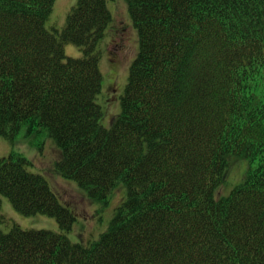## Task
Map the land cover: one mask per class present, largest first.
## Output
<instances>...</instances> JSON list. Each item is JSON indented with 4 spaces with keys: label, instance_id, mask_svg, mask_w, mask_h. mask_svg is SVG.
<instances>
[{
    "label": "trees",
    "instance_id": "obj_1",
    "mask_svg": "<svg viewBox=\"0 0 264 264\" xmlns=\"http://www.w3.org/2000/svg\"><path fill=\"white\" fill-rule=\"evenodd\" d=\"M56 1L0 0V136L43 147L45 134L86 200L125 201L85 241L71 235L76 203L22 154L1 157L0 223L5 196L59 231L10 223L0 264H264V0H125L139 51L108 124L116 0H75L61 29ZM236 166L244 177L223 194Z\"/></svg>",
    "mask_w": 264,
    "mask_h": 264
},
{
    "label": "rangeland",
    "instance_id": "obj_2",
    "mask_svg": "<svg viewBox=\"0 0 264 264\" xmlns=\"http://www.w3.org/2000/svg\"><path fill=\"white\" fill-rule=\"evenodd\" d=\"M123 1L116 0L114 4L111 3L112 1L109 2V8L113 11L117 25L122 27L123 31L115 42L111 40V43L105 44V41H103V50L105 53L108 52L106 57L102 60V68L105 76L103 87L107 85L103 90L104 97L103 93H101L99 100L103 104V108L105 109L106 107L105 122L107 124L112 120L113 114L115 112L118 114L120 111V99L124 92V87L128 82L129 67L136 53H138L137 51H139L137 42L138 31L131 20L128 3L125 1L127 3L126 5ZM74 3L75 0H57L51 23L53 21L57 28H63L67 14ZM108 47L110 48L108 49ZM65 50L69 57L77 58L82 55L80 49L72 44L65 45ZM117 99L119 100L118 108L116 106ZM39 138L45 141L43 147H39L36 142H31L30 138L18 137L16 140L10 141L0 136V158L14 152L22 154L33 161L35 164L34 172L40 173L41 171L45 173L51 187L63 193L66 198L75 202L76 206L80 208L78 212L80 217L77 218L72 232L74 229L77 230L80 228L82 230L80 233H83V237H87L98 230L99 232L90 239L97 238L98 235L109 226L111 220L114 218L115 213L113 210L125 198L126 195L124 191H116L107 205L100 201H93V203H90L82 196L83 191L76 183L65 179L60 173L56 172V162L60 156V152L53 140L51 138L48 139L45 134ZM245 171L246 169L242 166L233 167L228 176L229 183L224 186L222 193H228L239 183L243 179ZM1 202L2 213L8 219L4 223L7 224V226L0 223L1 230L8 232L10 229L9 224L17 223L24 229L59 231V226L55 218L43 214L25 216L15 210L10 200L5 196H1ZM88 214H90V216H87ZM86 225L91 226L87 229ZM83 227H85L84 231Z\"/></svg>",
    "mask_w": 264,
    "mask_h": 264
}]
</instances>
